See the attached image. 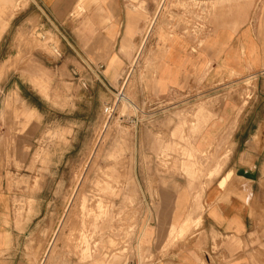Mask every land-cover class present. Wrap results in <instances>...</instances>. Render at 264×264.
<instances>
[{"label":"rangeland","instance_id":"obj_1","mask_svg":"<svg viewBox=\"0 0 264 264\" xmlns=\"http://www.w3.org/2000/svg\"><path fill=\"white\" fill-rule=\"evenodd\" d=\"M129 2L138 10L148 8V0ZM146 14L149 17L152 13ZM14 16V24L8 29L7 22ZM208 16V11L188 0L163 1L156 18L163 20L155 32L160 37L150 31L143 54L123 89L127 100L118 101L116 113L107 121L103 107L118 98L116 90L131 67L119 85L114 83L117 89L108 93L96 74L93 90L79 88L74 78L78 76L72 69L80 66L68 60L73 50L55 23L40 12L34 0H0V66L8 63L0 71V187L14 193L19 218L26 214L32 219L29 233L19 245L16 263L38 264L44 256L48 259L54 255L55 264H89L92 251L103 245V264H126L130 260L147 264L146 237L140 232L142 225L150 222L149 212L142 213L135 182L130 177L133 173L118 170V166L135 162V134L140 127L147 131L150 144L157 143L151 147L154 155L145 158L147 162H156L163 168L180 167L183 175L191 179L220 174L232 145L221 141L226 145L222 156L212 154L217 145L204 152L194 148L193 138L204 124L199 120L202 109H164V122L158 126L159 117L153 116L152 104L157 98L152 89L157 52L176 34L193 35L200 41L207 31ZM43 38L50 40L49 47L39 45ZM154 41L161 43L156 51ZM42 60L45 65L38 64ZM61 65H68L65 74L56 72ZM211 68L212 65L206 73ZM206 73L193 81L201 85L219 83L224 87L223 96L236 94L243 103L253 98L252 86L260 89L264 84V69L257 75H236L231 70L229 77L212 80ZM29 88L52 105L56 99L60 101L59 107L65 111L62 125H56L55 110L46 119L32 110L28 116L24 95L42 108L39 96ZM79 93L89 97L80 107L82 112L78 110ZM193 99L191 104L198 106L206 98L197 95ZM127 116L140 118V122L128 123ZM112 165H116L114 170ZM230 175L227 173L225 181ZM260 186L264 187V172Z\"/></svg>","mask_w":264,"mask_h":264},{"label":"crops","instance_id":"obj_2","mask_svg":"<svg viewBox=\"0 0 264 264\" xmlns=\"http://www.w3.org/2000/svg\"><path fill=\"white\" fill-rule=\"evenodd\" d=\"M34 1L40 12L60 29L73 50L68 60L80 66L74 65L72 72L78 76L74 78L81 89L93 90L99 65H102L104 91L117 89L114 83L119 85L123 75L143 54L150 31L160 37L155 32L163 20L156 18L164 0H148L147 10H138L129 0ZM205 3L203 9L209 16L201 40L197 41L193 35L176 34L157 52L152 83L157 96L152 101L153 116L159 117L156 123L159 126L165 118L164 109L183 107L194 112L201 108L199 120L204 124L193 138L194 148L204 152L217 145L212 154L222 156L226 145L221 141L226 140L232 145L228 161L218 176L194 179L183 175L180 167L163 168L156 162H147L145 158L154 155L151 147L157 143L150 144L147 131L140 127L135 134V162L118 166V170L133 173L130 177L135 182L142 213L149 212L150 222L148 226L144 223L140 232V236L146 237L147 264H264V187L260 186L264 172V84L260 89L252 86L253 98L243 103L236 94L223 96L224 87L219 83L201 85L193 81L211 65L206 73L209 80L229 77L231 70L236 75H257L263 71L264 0ZM149 11L152 14L147 17ZM15 18L7 22L8 29ZM42 40L39 45L49 47L50 40ZM12 42L13 39L8 41L9 46ZM160 44L154 41L153 50ZM62 48L64 56L66 47ZM38 64L45 65L44 60ZM7 65H1L0 71ZM61 67L57 66L56 72L65 74L68 65ZM28 90L38 95L34 89ZM197 95L206 98L203 105L191 104ZM38 96L42 108L24 95L28 116L33 111L46 119L55 110L56 125H62L65 111L59 107L60 101L56 99L52 105ZM87 98V93H79L80 112ZM112 166L114 170L116 165ZM227 173L231 175L225 181ZM14 197L13 192L0 187V264H25L16 263L15 258L32 219L26 214L19 218ZM187 217L200 219V223L179 234L177 227ZM97 247L89 264H103V245ZM45 257L38 264L56 263L54 255Z\"/></svg>","mask_w":264,"mask_h":264},{"label":"built area","instance_id":"obj_3","mask_svg":"<svg viewBox=\"0 0 264 264\" xmlns=\"http://www.w3.org/2000/svg\"><path fill=\"white\" fill-rule=\"evenodd\" d=\"M190 2H193L195 3L196 5H199V7H203L204 6V3L207 1V0H188ZM199 10V9H198ZM200 24V23H198ZM201 25V24H200ZM89 67V66H88ZM99 70L97 69L96 71V75H98L99 77H101L102 79L104 78L103 75L101 74V68H102V65H99L98 66ZM117 92V99L116 100H112V101H109L105 104V106L103 107V114L105 115L106 117V120H111V118L114 116V114L116 113V109H117V104H118V101L120 100V98L124 95L123 94V89L122 87L119 89V90H116ZM126 121L128 123H134L135 125H137V123H139L140 119L139 118H136L134 116L132 117H126ZM126 264H140L139 261L137 260H130L128 261Z\"/></svg>","mask_w":264,"mask_h":264},{"label":"bare ground","instance_id":"obj_4","mask_svg":"<svg viewBox=\"0 0 264 264\" xmlns=\"http://www.w3.org/2000/svg\"><path fill=\"white\" fill-rule=\"evenodd\" d=\"M42 37V36H41ZM44 39V38H43ZM47 39V38H46ZM43 41V40H42ZM44 42V41H43ZM42 42V43H43ZM45 43V42H44ZM50 42H48V44H49ZM132 69V68H131ZM132 70H130V72H131ZM130 72L128 73V75H127V78L126 79H123V81L121 82V87H122V89H124V87H125V85H126V82H127V80H128V78H129V76H130ZM126 99V95H123L121 98H120V100H122V101H126L125 100ZM31 112V111H30ZM32 113V112H31ZM107 121H109V120H107ZM199 223H200V219H198V220H192V219H190V217H187L186 219H184V220H182L181 221V223L179 224V226L177 227L178 228V232H179V234L180 233H183V232H186V230L191 226V225H194V226H198L199 225Z\"/></svg>","mask_w":264,"mask_h":264}]
</instances>
